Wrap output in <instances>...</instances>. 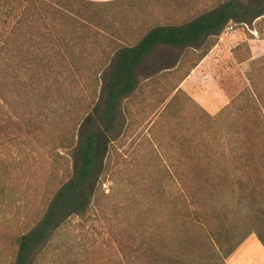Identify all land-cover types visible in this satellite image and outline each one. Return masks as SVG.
I'll use <instances>...</instances> for the list:
<instances>
[{
    "label": "rangeland",
    "instance_id": "1",
    "mask_svg": "<svg viewBox=\"0 0 264 264\" xmlns=\"http://www.w3.org/2000/svg\"><path fill=\"white\" fill-rule=\"evenodd\" d=\"M212 2L124 0L104 7L109 20L103 25L113 46L120 39L132 44L152 26L185 22ZM233 25L209 40L223 39L194 69L205 43L195 49L161 45L148 56L137 72L139 91L122 106L124 126L114 143L124 144L113 147V130L106 133L100 178L87 212L68 217L34 253L32 264H227V252L251 230L264 239V222L260 217L244 220L229 193L214 192L209 199L207 214L217 227L212 230L203 215L183 202L177 185L181 158L176 143L211 142L212 125L196 103L218 114L249 86L251 64L264 55V16ZM109 74L107 67L102 85ZM178 84L187 94L182 110L157 120L153 107ZM5 137L6 130L0 133V264H17L16 236L42 218L58 185L74 173L79 142L58 150L71 173L62 164L52 173L49 153L58 143L34 136L4 143Z\"/></svg>",
    "mask_w": 264,
    "mask_h": 264
},
{
    "label": "trees",
    "instance_id": "2",
    "mask_svg": "<svg viewBox=\"0 0 264 264\" xmlns=\"http://www.w3.org/2000/svg\"><path fill=\"white\" fill-rule=\"evenodd\" d=\"M122 1L0 0V133L6 130L8 137L4 143L30 136L58 143L49 153L52 173L60 164L71 173L58 150L79 142L74 173L58 185L42 218L16 236L17 264H32L34 253L68 217L87 212L100 178L106 133L113 130V147L124 144L114 143L124 126L122 106L139 91L137 72L147 57L161 45L195 49L205 43L200 62L217 43L209 40L231 22L264 16V0H212L190 20L152 26L134 43L120 39L113 46V36L103 25L109 20L104 7ZM197 65L198 61L192 69ZM107 67L109 78L102 85ZM248 78L249 86L216 115L196 103L212 125L210 143H176L181 158L179 193L212 230L217 227L207 214L209 199L220 192L233 196L244 220L260 217L264 222V55L252 62ZM185 97L180 84L168 90L153 107L157 120L180 112ZM11 127L19 133L9 131ZM259 238L264 243L260 234Z\"/></svg>",
    "mask_w": 264,
    "mask_h": 264
},
{
    "label": "crops",
    "instance_id": "3",
    "mask_svg": "<svg viewBox=\"0 0 264 264\" xmlns=\"http://www.w3.org/2000/svg\"><path fill=\"white\" fill-rule=\"evenodd\" d=\"M91 1L107 2L113 0ZM222 41L223 39L217 42L215 46H220ZM209 55L210 53H208L198 64H202ZM188 76H190V74ZM227 264H264V243L255 233L249 235L228 257Z\"/></svg>",
    "mask_w": 264,
    "mask_h": 264
},
{
    "label": "built area",
    "instance_id": "4",
    "mask_svg": "<svg viewBox=\"0 0 264 264\" xmlns=\"http://www.w3.org/2000/svg\"><path fill=\"white\" fill-rule=\"evenodd\" d=\"M234 28V25H233V22H231L227 27H226V31H228V30H231V29H233Z\"/></svg>",
    "mask_w": 264,
    "mask_h": 264
}]
</instances>
